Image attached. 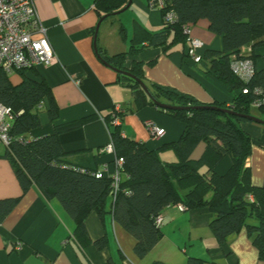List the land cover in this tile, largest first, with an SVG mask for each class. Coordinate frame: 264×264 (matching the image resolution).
<instances>
[{
  "label": "trees",
  "instance_id": "trees-1",
  "mask_svg": "<svg viewBox=\"0 0 264 264\" xmlns=\"http://www.w3.org/2000/svg\"><path fill=\"white\" fill-rule=\"evenodd\" d=\"M128 0H94L100 16H113V12L127 4ZM166 7L160 10L163 16V28L148 31L136 22L129 49L118 54L108 55L97 46L100 59L119 70H126L139 78L146 89L137 80L122 74L119 78L131 90V97L137 106L162 102L180 109L166 110L184 124L182 134L173 142L162 147L151 148L144 142L123 136L120 125L111 123L112 114L104 117L109 128V137L114 149V157H121L122 172L125 178L119 182V189L112 198L110 176H95L96 167H83L65 161L58 136L68 130L77 129L86 119L76 122L57 123L53 133L38 139L27 140L28 134L40 126V103L47 105V116L51 123L58 119V108L54 104L50 88L45 80L29 76L31 68L17 69L20 81L12 82L9 75L0 73V102L11 107L14 119L10 126V144L5 155L9 158L23 191L34 183L46 199L59 200L64 211L75 224L74 234L80 242L89 241L86 217L90 213L102 218L108 210L115 222L135 238L133 251L136 257L143 258L160 239V226L155 216L168 205L180 204L185 210L206 209L212 217L209 222L214 237L219 243L226 242L229 235L245 228L252 243L258 250V259L264 260V182L261 186L252 184L250 169L245 166L250 155L252 137L242 125L255 123L246 114L251 115L252 103L264 97V65L258 67L257 59L264 61V0H165ZM171 9L176 20L167 23L164 14ZM105 18L104 20H106ZM206 19L208 29L222 37V50H204L201 60L206 71L225 84L233 92L229 106L216 101L201 104L193 96L181 93L174 87L161 84H148L143 75L142 63L134 56L145 48L159 47L168 53L170 47L181 41L187 42L183 32L184 25H192L200 19ZM120 34L126 29L121 24ZM250 45L248 53L241 52ZM134 57L129 66H125L127 56ZM187 57V53L184 52ZM250 58L255 73L248 82L241 81L230 70L231 57ZM247 87V93L241 89ZM260 93L255 94L254 89ZM227 108L230 111L215 110L197 106ZM197 107V108H195ZM264 114V105L258 106ZM204 149L199 158L191 156L199 142ZM164 148L175 153V160L160 159ZM228 156L230 164L224 173L216 170L217 164ZM114 163V159L112 160ZM114 165V164H113ZM252 195V199L249 196ZM110 208L107 210V201ZM18 197L0 199V222L16 204ZM105 238L93 243L98 248L105 247ZM150 264H165L154 261ZM188 264H196L189 260Z\"/></svg>",
  "mask_w": 264,
  "mask_h": 264
},
{
  "label": "crops",
  "instance_id": "crops-1",
  "mask_svg": "<svg viewBox=\"0 0 264 264\" xmlns=\"http://www.w3.org/2000/svg\"><path fill=\"white\" fill-rule=\"evenodd\" d=\"M150 1L132 0L128 8L131 11L129 23L123 19L118 21L126 29L122 36L124 47L116 48L117 44L106 40L107 28H99L94 47V28L101 18L94 0H35L38 19L46 28L56 58L49 65L38 64L28 72L31 78L45 80L59 117L51 123L47 105L40 103V126L26 134L27 140L52 134L54 124L86 119L77 129L59 134L65 161L112 171L114 155L102 149L111 142L104 117L112 114L115 105L123 112L119 124L123 136L144 142L150 149L173 142L182 134L183 122L166 110L152 104L137 106L130 88L119 80L122 74L105 65L96 52L97 46L108 55L126 52L134 22L152 32L163 28L162 13L158 8L150 7ZM130 25L131 31L128 30ZM189 27L190 36L204 44L201 53L206 49L222 50L221 35L208 29L205 18ZM187 45L186 41H181L173 44L167 54L157 47L145 48L135 55L142 63L145 82L174 87L201 104L216 101L229 106L234 91L228 90L224 83L206 71L207 59L193 63L186 58ZM250 49L247 45L241 52L248 53ZM256 51L264 53L262 48ZM134 57L127 56L125 66H129ZM257 65H264V61L258 58ZM13 74L18 83L20 76L16 70ZM150 124L163 128V135L153 138ZM242 127L250 134L253 131L258 133V138L251 135L253 143L245 166L250 169L252 184L261 186L264 182V124L246 122ZM203 149L204 144L200 141L191 156L199 158ZM6 150V145L0 142V199L18 197V200L0 222V264H150L157 260L165 264H188L190 259L196 264H264V260L258 259V250L245 228L229 235L226 242L219 243L209 229L213 216L206 209L180 210L177 205H168L161 212L160 239L143 258L134 254L133 235L114 221L108 210L110 199L106 206L108 212L102 218L96 212L86 217L84 223L89 241L80 242L74 234V221L59 200L46 199L34 183L25 191L21 189L5 155ZM163 156L169 161L176 159L173 150L167 148L160 151V159ZM229 164L230 158L226 156L215 168L224 173ZM102 237L106 240L105 247L98 248L93 243Z\"/></svg>",
  "mask_w": 264,
  "mask_h": 264
},
{
  "label": "built area",
  "instance_id": "built-area-1",
  "mask_svg": "<svg viewBox=\"0 0 264 264\" xmlns=\"http://www.w3.org/2000/svg\"><path fill=\"white\" fill-rule=\"evenodd\" d=\"M150 7L164 10L166 7L165 0H151ZM164 20L173 23L176 15L171 9H167L164 14ZM183 32L187 36V57L193 63L201 61L203 42L195 37L190 36V27L183 26ZM56 55L49 42L46 28L38 19L35 8V0H0V73L1 71L7 75L13 73L17 69H25L40 65H49ZM230 70L243 82H248L254 73L253 61L250 58L231 57ZM241 92L247 93V87L241 89ZM255 94H259L260 90L256 87L253 90ZM253 107L258 108L264 105V97H259L257 101L252 103ZM112 125L120 123V117L123 113L121 107L115 105L112 108ZM14 119L11 107L0 102V142L8 146L11 140L10 126ZM149 130L153 138H159L163 135L164 129L159 128L155 124L149 125ZM105 152L114 155L112 142L103 147ZM123 161L121 157H114L113 170L108 171L107 168L98 170L94 174L97 178H101L107 173L111 178L112 198L119 189L121 180ZM252 199V195L249 196ZM180 210L185 208L180 204L177 205ZM157 226L162 224V215L155 216ZM19 244L17 248H19Z\"/></svg>",
  "mask_w": 264,
  "mask_h": 264
},
{
  "label": "rangeland",
  "instance_id": "rangeland-1",
  "mask_svg": "<svg viewBox=\"0 0 264 264\" xmlns=\"http://www.w3.org/2000/svg\"><path fill=\"white\" fill-rule=\"evenodd\" d=\"M131 11H130V9H128V10H125V11H123V12H120L119 14H117V15H113V16H111V17H108L106 20H104L101 24H100V26H99V28L100 29H103V28H107V30L105 31V34H106V37H107V39L106 40H110L111 42H113V44L114 45H116L117 47L116 48H119L120 46H123L124 47V45L122 44V43H124L123 42V37H122V35L120 34V25H121V23L120 24H118V21H120L121 19H123L124 21H126L125 23H129V22H127L130 18H131ZM122 21V20H121ZM131 21H132V19H131ZM131 23V22H130ZM126 27H128V26H126ZM98 28V29H99ZM131 25H130V27H128V30H130L131 31ZM100 29L98 30V31H100ZM104 30V29H103ZM177 47H178V45H177ZM118 50V49H117ZM128 50V48L126 49V51ZM9 78L12 80V82H15L16 80H17V77H16V75L15 74H11L10 76H9ZM130 100H125V102H129ZM251 114L254 116V117H264V114H262V112L260 111V110H256V108H252V110H251ZM120 124V123H119ZM251 135L252 136H254L255 138H258V133L256 134V132L255 131H253V132H251ZM135 139V138H134ZM137 140V139H136ZM168 151H170V150H168ZM164 158V156L161 158V159H163ZM166 160H168V159H166ZM175 160V159H174Z\"/></svg>",
  "mask_w": 264,
  "mask_h": 264
},
{
  "label": "water",
  "instance_id": "water-1",
  "mask_svg": "<svg viewBox=\"0 0 264 264\" xmlns=\"http://www.w3.org/2000/svg\"><path fill=\"white\" fill-rule=\"evenodd\" d=\"M132 2V0H128L127 1V4L124 6V7H122V8H120L118 11H115V12H113V15H117V14H119L120 12H123V11H125V10H127L128 8H130V6H131V3ZM105 18H107V15H103V16H101V18L99 19V21L96 23V26H95V33H94V37H93V41H94V47H96V37H97V33H98V28H99V25L101 24V22L105 19ZM105 65H107L109 68L111 67L112 69H114L115 71H117L118 73H120V74H123V75H125V76H129V77H131L133 80H137L138 82H139V84L141 85V87H143L144 89H146V87H145V85L143 84V82L139 79V78H137L136 76H134V75H131L128 71H126V70H119V69H117V68H114V67H112L111 65H108L107 63H105V62H103ZM157 105L158 106H161V107H164V108H167V109H180V107H178V106H170V105H167V104H165V103H162V102H157ZM197 107H202V108H212V109H215V110H219V111H221V110H225V111H230L229 109H227V108H220V107H216V106H213V105H209V106H205V105H203V106H197ZM197 107H195V108H197ZM243 117H245V118H249L250 120H253L254 122H259V123H262V124H264V119H261V118H257V117H254V116H252V115H249V114H246V116H243Z\"/></svg>",
  "mask_w": 264,
  "mask_h": 264
}]
</instances>
